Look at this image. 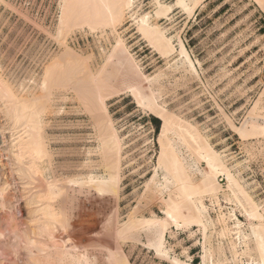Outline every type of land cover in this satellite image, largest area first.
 Segmentation results:
<instances>
[{
    "label": "rangeland",
    "instance_id": "1",
    "mask_svg": "<svg viewBox=\"0 0 264 264\" xmlns=\"http://www.w3.org/2000/svg\"><path fill=\"white\" fill-rule=\"evenodd\" d=\"M60 1L0 0V79L17 93L36 92L43 64L51 58L91 55L88 64L93 68L100 62V54L114 43L111 34L101 38L85 28L74 30L64 47L57 32ZM160 1L172 5L168 17L157 23L173 37L174 51L163 56L137 31L136 15L153 14L155 5L153 0H135L132 12L137 14H126L117 31L139 71L122 68L120 79L142 80L170 112L198 125L212 147L226 155L228 163L240 162L237 169H241L252 194L264 208V140L243 139L231 125L239 127L264 93V11L255 0H198L195 6L193 0H186L191 11L177 5L176 0ZM179 40L196 72L187 71L183 56L178 55ZM140 73L151 83L144 81ZM107 103L124 147L120 188L117 194H99L77 185L64 190L53 202L61 223L48 227L53 237L51 250L54 245L69 249L74 246L69 252L89 256V264H106L105 248H119L130 264H175L172 256L201 264L202 238L197 227L173 228L174 234H165L170 257L158 256L146 245L152 236L147 231H137L136 240L116 236L117 221L125 220L130 212L164 216L156 194L145 189L158 154L161 120L142 110L130 92H121ZM59 107L60 113L45 115L49 155L37 163L40 171L33 175L35 186L43 187L53 178L86 174L87 170L103 173L97 166L85 167L95 159L94 154H86L94 147L90 119L69 102ZM4 117L0 109V187H6L4 197L0 196V264H32L22 245L16 246L11 230L30 232V218L40 213L33 210L35 205L27 203L31 193L28 188L34 184L26 185L17 172L11 140L14 131L10 132V123ZM209 213L215 217L217 211ZM235 213L243 224L247 223L238 210ZM41 264L53 263L42 258ZM227 264H233L230 258Z\"/></svg>",
    "mask_w": 264,
    "mask_h": 264
},
{
    "label": "bare ground",
    "instance_id": "2",
    "mask_svg": "<svg viewBox=\"0 0 264 264\" xmlns=\"http://www.w3.org/2000/svg\"><path fill=\"white\" fill-rule=\"evenodd\" d=\"M255 1L264 11V0ZM60 2L57 32L58 40L64 47H67L66 39L74 30L85 28L101 38L111 34L114 43L108 51L100 54V62L93 68L88 64L91 55L51 58L43 64L36 92L24 90L17 93L0 79V109L10 123V132L14 131L10 137L15 149L13 156L18 163L17 172L20 178L26 180V185L34 184L31 185L34 187L28 188L31 193L27 203L35 205L33 210L40 213L30 218L33 222L30 232L16 228L11 230L16 246L22 245L32 264H41L42 258L53 264H89V256L69 252L76 248L74 246L69 249L54 245V250H51L49 242L53 237L48 227L61 223L53 202L64 190L75 185L92 188L99 194L118 193L124 147L108 113L107 102L121 92H130L142 110L153 113L161 120L158 154L145 189L156 194L163 205L164 216H137L136 210L130 212L125 220L117 221L116 236L122 240H136L134 234L137 231H147L152 236L148 237L146 245L156 255L170 257L171 249L166 244L165 234H174L173 228L191 230L197 227L202 238L201 264H227L229 258L233 264H264V208L252 194V187L241 175V169H237L241 163H228L226 155L212 147L198 125L170 112L158 102L152 89L143 85L142 80L129 78L125 82L120 79L122 68L139 71L138 64L117 31L126 14H137L132 12L135 0ZM153 3V14L136 15V29L148 44L167 56L174 51L173 37L168 36L167 29L161 27L157 20L168 17L172 5L160 0H153ZM175 3L192 10L186 0H176ZM193 3L197 5L198 0H193ZM178 44V55L183 56L187 71L196 72L184 44L181 40ZM141 76L151 83L148 76ZM66 102L75 105L78 112L90 119V138L94 147L87 149L86 154H94L95 159L85 163V167L97 166L103 173L87 170L86 174H75L61 180L53 178L45 181L43 187L40 184L35 186L33 175L40 171L37 163L49 155L45 115L60 113V103ZM260 118L264 120V93L253 103L239 127L230 124L243 139L264 140V121L260 122ZM26 158L31 160L25 162ZM5 188L0 187L2 197ZM214 209L217 214L212 217L209 212ZM235 210L244 216L247 223L240 221ZM171 261L191 264L177 256H172ZM105 262L130 264L119 248H105Z\"/></svg>",
    "mask_w": 264,
    "mask_h": 264
},
{
    "label": "built area",
    "instance_id": "3",
    "mask_svg": "<svg viewBox=\"0 0 264 264\" xmlns=\"http://www.w3.org/2000/svg\"><path fill=\"white\" fill-rule=\"evenodd\" d=\"M219 180H220L221 182H223L222 177H220Z\"/></svg>",
    "mask_w": 264,
    "mask_h": 264
}]
</instances>
